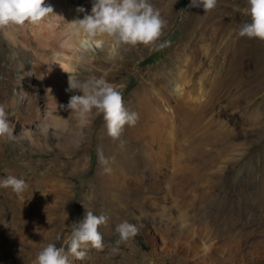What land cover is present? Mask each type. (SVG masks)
<instances>
[{"label": "rangeland", "instance_id": "1", "mask_svg": "<svg viewBox=\"0 0 264 264\" xmlns=\"http://www.w3.org/2000/svg\"><path fill=\"white\" fill-rule=\"evenodd\" d=\"M88 2L92 6V0ZM48 3L54 7L57 1ZM151 3L167 20L155 42L121 45L115 56L102 52L104 69L81 60L85 70L77 76L86 80L106 73L108 81L123 84L125 106L135 110L139 103L137 110L146 113L155 135L148 127L143 131L141 123L125 125L120 139L127 143L121 145L108 135L103 115L95 109L84 122L61 106L71 95L81 94L79 90L66 91L68 82L48 86L55 110L44 105L41 119L33 125L9 119L17 139L9 140L15 145H7L6 150L0 148V177L12 174L27 182L20 193L0 188V264H35L46 244H63L85 209L109 217L99 229L103 243L119 254L136 257L132 264H198L174 240L164 250L154 246L139 227L135 236L117 243L115 226L122 220L136 224L131 212L141 202L150 205L170 198L167 187L172 201L178 199L196 211L216 210L234 230L235 241L242 229L264 238V40L239 35V28L251 19L245 11L247 0H217L207 11L189 7L190 0ZM4 55L0 53V103L12 115L3 84L11 64ZM54 121L58 126L52 128L48 146L27 145L24 154L21 140L38 138L41 127ZM132 146L137 147L138 157L121 161L120 153L131 154L124 150ZM101 151L107 165L100 162ZM106 167L111 171L106 172ZM117 175L136 179L120 188L134 200H122L123 192L116 198L95 193L100 181L116 186ZM151 176L166 179L162 191L152 192L153 186L140 180ZM104 201L107 207L98 208ZM119 201L129 207L119 209L114 204ZM229 211L234 218L227 217ZM85 251L83 259L70 255L71 264H125L107 251L94 247ZM249 259L264 264V254Z\"/></svg>", "mask_w": 264, "mask_h": 264}, {"label": "bare ground", "instance_id": "2", "mask_svg": "<svg viewBox=\"0 0 264 264\" xmlns=\"http://www.w3.org/2000/svg\"><path fill=\"white\" fill-rule=\"evenodd\" d=\"M56 1L57 3L53 7L56 14H52L51 19L39 24L26 22L24 25L0 27V53L5 54L8 64H11L8 74H6L7 80L3 81L7 88L6 97L10 102L9 111L14 112L12 115L8 114V119L15 118L17 122L24 120V123L33 125V121L41 119V110L44 105L50 104L53 110L56 108L54 98L48 96V86L62 87L63 83H67L69 73L65 71L77 75L84 71L85 66L81 64V60H89L100 69L106 68L107 62L102 59L101 53L106 51L108 55L115 56L118 49L109 46L110 38L108 37L89 38L83 32H73L69 26L68 22L82 18L85 12L90 13L92 6L88 0ZM45 2L48 3V0ZM78 6H83L85 12L77 11ZM98 40L102 42L97 43ZM139 46L142 47L143 44H139ZM98 52L99 55L96 56L95 54ZM131 56L132 53L129 57ZM32 79L34 83L30 85ZM39 94L41 98H38ZM135 106L138 109L139 103ZM137 109L135 111L139 113V120L136 124H143L141 127L143 131L145 127H148L155 135L156 128L146 121V113L144 114L143 109ZM136 124L131 127H135ZM56 126H58L56 121L53 123L46 122L40 129L41 136L36 139L21 140L20 146L22 145L24 154L28 152L29 145L36 147L43 143V145L48 146L47 139L52 136V128ZM173 130L174 125L169 131L173 133ZM134 143L138 144V142ZM9 144L15 145V143H10L7 137L0 138L2 150H6ZM124 151L131 154L126 155V153L121 152L119 159L123 162H130V157L137 158L139 155L136 146L125 147ZM79 153L80 151L71 157ZM134 180L136 179L121 175L116 178V186H109L107 182L100 181L96 186L95 193L99 195L110 194L116 198L117 193H124L120 188ZM140 180L145 185L153 186L151 191H160L166 183V179L164 180L159 176L143 177ZM167 191L172 197L168 187ZM123 195L122 200L129 201V199L134 200L135 198L133 196L128 197L125 193ZM171 197L152 201L150 205L141 202L138 208L131 212L137 227L147 234L154 246L164 250L174 240L178 246L186 247L194 255L198 264H240V262L252 264L253 261L249 259L250 256H262L264 254L263 236L252 235L250 230L242 229V231L240 230L241 235L235 241L234 230L219 216L216 210L203 208L196 211L194 206L185 204L178 199L172 201ZM114 204L119 209L129 207L121 201L114 202ZM101 205L107 207L105 201L101 204L99 202L98 208ZM226 215L230 219L234 218L231 211L227 212ZM100 251L101 253L109 252L111 258L120 257L125 264L134 263L136 258L132 255L119 254L116 250L108 247L107 243H104V247Z\"/></svg>", "mask_w": 264, "mask_h": 264}, {"label": "clouds", "instance_id": "3", "mask_svg": "<svg viewBox=\"0 0 264 264\" xmlns=\"http://www.w3.org/2000/svg\"><path fill=\"white\" fill-rule=\"evenodd\" d=\"M216 3L217 0H190L189 7L202 6L207 11L214 8ZM77 11L85 12V9L78 6ZM245 11L251 19L239 28V35L264 40V0H247ZM52 14H56L53 6L45 0H0V27L24 25L26 22L39 24L51 19ZM68 24L73 32H83L89 38H111L112 47L116 49L121 45L135 46L155 42L161 36L167 20L151 0H92L90 13L85 12L82 18L73 19ZM65 72L69 73L66 91L79 90L81 94L71 95L67 105L61 106L70 109L84 122H88V117L95 109L103 115L108 135L123 145L125 141L120 137L124 126H134L139 120V113L129 110L123 102L124 85L108 81L106 73L81 80L76 73ZM6 107L0 103V138L7 137L15 141L17 135L14 134V125L8 119ZM99 159L102 164L107 165L108 159L102 151ZM22 163L27 166L28 162ZM105 171L109 172L111 169L106 167ZM8 187L20 193L27 187V182L23 177L12 174L0 177V188ZM108 220L109 217L103 212L94 214L92 210L85 209L82 219L73 223L63 244H46L37 253L35 264H71L70 255L83 259L86 256L85 249H102L103 233L99 229ZM115 232L119 234V243L135 236L138 227L128 220H122L115 226ZM60 238L57 235L56 239Z\"/></svg>", "mask_w": 264, "mask_h": 264}]
</instances>
